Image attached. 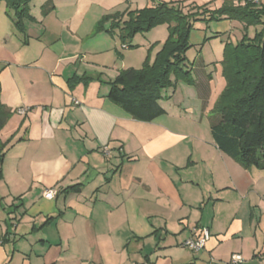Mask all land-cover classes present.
Returning <instances> with one entry per match:
<instances>
[{"label": "crops", "instance_id": "1", "mask_svg": "<svg viewBox=\"0 0 264 264\" xmlns=\"http://www.w3.org/2000/svg\"><path fill=\"white\" fill-rule=\"evenodd\" d=\"M135 1L32 0L19 30L0 0V99L12 112L0 128V264H264V193L256 188L264 169L241 166L212 132L209 140L184 130L196 110L211 107L212 75L200 84L192 72L196 102L176 99L175 84L159 101L165 114L150 122L108 97L109 82L129 66L117 64L118 38L95 30L101 16ZM83 52L99 56V68L83 69ZM105 67L107 84L76 82ZM202 227L211 232L205 247L185 246ZM233 253L243 261L231 263Z\"/></svg>", "mask_w": 264, "mask_h": 264}, {"label": "trees", "instance_id": "2", "mask_svg": "<svg viewBox=\"0 0 264 264\" xmlns=\"http://www.w3.org/2000/svg\"><path fill=\"white\" fill-rule=\"evenodd\" d=\"M31 1L7 0L19 30L25 28L24 19L31 17ZM239 1L243 4L225 0L214 9L208 7V3L158 1L153 6L131 11L121 28L123 42L138 32H146L162 24L167 25L169 34L153 64L146 62L140 69H123L114 81L109 82L108 97L133 118L153 121L166 112L159 101L163 98V90L174 84L173 76L175 79L183 77L189 83L195 82L185 56L194 20L209 22L229 18L240 19L245 26L262 25L254 38L245 34L237 43H225L222 66L226 86L216 102L211 132L219 149L241 166L264 169V3L255 5L250 0ZM49 6H53L50 1L45 4V13ZM109 17H103L96 29ZM111 18L114 19L113 26L120 25L119 12L113 13ZM11 115L12 112L0 99V128L5 126ZM4 147L0 141V161L4 158Z\"/></svg>", "mask_w": 264, "mask_h": 264}, {"label": "rangeland", "instance_id": "3", "mask_svg": "<svg viewBox=\"0 0 264 264\" xmlns=\"http://www.w3.org/2000/svg\"><path fill=\"white\" fill-rule=\"evenodd\" d=\"M135 1V0H134ZM199 5L204 4L206 0L199 1L197 0ZM133 5H129L128 3H120L118 4L112 11L107 12L103 16H101L100 20L103 19L106 15H110V17L103 21L100 25L99 29H96L95 32L97 35L102 32L108 33L110 41L115 36L117 39L118 46L115 49L118 59V65L121 66L123 63L128 67H135L140 69L144 66L146 62L148 64H153L155 62L158 51L162 48L168 37V28L166 24L158 25L153 27L149 31L146 32H138L134 34L131 38H127L126 42H123L121 37V28L125 20L129 18V13L131 11L139 10L145 7L150 6L151 3H137L135 1ZM139 2V0H138ZM130 6V7H129ZM215 7V6H213ZM119 12L121 16V20L119 21V26H113L114 19L111 18L113 13ZM91 14H98L95 11H92ZM99 20V21H100ZM225 21H230L228 24ZM227 25V26H226ZM113 26V27H112ZM262 29V25H248L245 24L240 19H213L209 22L204 20H194L193 26L191 28L189 34V44L190 46L185 52L186 63L188 68H191L193 75L198 80L200 84L205 83V78L203 79L202 75L209 74L212 75V79L208 80V85L213 93L212 97L214 101L210 108L207 111L203 112L202 108L196 110L195 114L197 115L193 118L195 121L190 127H184V130H188L192 134H196L198 136L206 137V139H212L211 131H210V122L214 119L215 116V107L216 102L220 97L219 89L222 84H224L225 77L223 76V66L222 60L224 56V46L226 42H234L237 43L244 38L245 34H248L250 38H254L256 31H260ZM99 36H95L94 38H89V44H96ZM128 47H125V44ZM84 53V52H83ZM82 56L83 59L80 61L83 62L82 68H92V66H96V64H100V57L97 55L91 56L87 55ZM113 57V56H112ZM116 57V55H115ZM206 63L205 71L201 67V63ZM88 64V65H87ZM124 65V66H125ZM110 66V65H109ZM118 66V67H119ZM105 70H94L88 71V74L82 73L79 75V79L74 81L83 83L84 86L89 85L91 83H99L101 85L107 84L109 78H107L110 74L111 68L105 67ZM122 69L118 71L120 73ZM118 76V75H117ZM174 84L168 88L163 90V96L166 97L167 93L171 94L174 91L175 84L178 86L177 93L175 94L176 99H182L184 101L196 102V86L195 83L187 82L183 77H172ZM222 80V84L220 83V79ZM207 84V82L205 83ZM226 86V85H225ZM171 88V89H170ZM225 88V87H224ZM223 88V89H224ZM195 89V90H194ZM222 89V91H223ZM221 91V92H222ZM217 93V95H215ZM168 97L166 100H169ZM166 104V103H165ZM191 119V118H190ZM263 187L257 186V191H260L262 194L264 193V184H261ZM257 210V212L255 211ZM259 212V213H258ZM258 213V214H257ZM259 209L253 210V218L255 219V223L259 222L260 214ZM211 233V232H210Z\"/></svg>", "mask_w": 264, "mask_h": 264}, {"label": "built area", "instance_id": "4", "mask_svg": "<svg viewBox=\"0 0 264 264\" xmlns=\"http://www.w3.org/2000/svg\"><path fill=\"white\" fill-rule=\"evenodd\" d=\"M255 5H261L264 3V0H250ZM77 103H79L77 101ZM20 113H24L25 109H19ZM55 189H47L44 191V196L47 198H53L56 194ZM211 236L210 230L207 227H202L201 234L198 237H190L185 242L184 245L193 249L200 250L203 249L206 245V242ZM243 261V256L240 253H233L231 256V263H239Z\"/></svg>", "mask_w": 264, "mask_h": 264}]
</instances>
